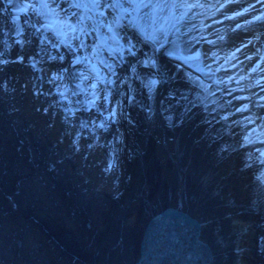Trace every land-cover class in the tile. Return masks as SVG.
I'll use <instances>...</instances> for the list:
<instances>
[{"label":"rangeland","instance_id":"rangeland-1","mask_svg":"<svg viewBox=\"0 0 264 264\" xmlns=\"http://www.w3.org/2000/svg\"><path fill=\"white\" fill-rule=\"evenodd\" d=\"M219 2L0 0V71L6 78L11 67L15 77L29 73V87L57 114L53 118L61 115L72 142L104 161L99 180L115 189L107 197L112 201L125 202L130 192L141 198L161 165L169 171L171 159L163 162L157 150L161 129L152 127L155 97L168 143L179 130L185 139L192 132L231 158L225 188L240 204L231 205L227 217L213 194L219 183H208L188 162L193 204L216 221L210 233L221 246H229L221 237L229 226L239 234L243 246L230 243V263L264 264V15L257 16L254 0ZM253 27L260 34L246 54L237 39ZM23 244L14 240L16 248Z\"/></svg>","mask_w":264,"mask_h":264},{"label":"bare ground","instance_id":"bare-ground-1","mask_svg":"<svg viewBox=\"0 0 264 264\" xmlns=\"http://www.w3.org/2000/svg\"><path fill=\"white\" fill-rule=\"evenodd\" d=\"M231 1L220 0L219 4ZM254 2L257 16L261 15L259 11L264 15V0L261 4ZM258 34V27H253L238 37L246 54L252 53L251 41ZM261 37L264 39V29ZM3 64L0 62V69ZM11 69H14L13 74H9L11 81L7 77L10 83L0 71V264H24L25 259L29 264H130L139 255L145 227L154 213L164 209L198 219L194 236L199 246L204 247L200 254V258L205 259L204 264L233 263H230V243L241 248L243 241L239 240L237 232L233 234L230 226L229 235L221 236L230 241L229 246H221L211 235L216 221H212L207 211L199 213L194 206L195 183L188 179L184 166L190 163L196 171H202L203 178L208 176V183L214 186L219 183L213 194L217 193L221 210L228 217L230 206L240 204L238 199L231 201L233 197L228 196L225 188L227 171L234 169L231 158L218 154L216 145L198 139L192 132H188L185 139V133L179 130L176 139L171 141L169 137L168 143L167 132L156 117L159 105L153 97L150 103L152 127L161 129L157 150L163 162L171 159L169 171L165 172L167 168L161 165L158 178L145 189L141 198L130 192L124 196L125 202L108 200L115 189L107 182L100 183L98 167L104 161L78 148L69 131L63 129L59 116L53 118L44 113L46 104L40 95L36 97L25 80L29 73L23 71L15 77L17 68ZM50 132L55 134L57 144L48 141ZM90 218L91 221L96 218L97 222L92 228L86 226ZM227 221L230 224V220ZM253 236L252 244L258 248L260 235ZM16 239L24 240L21 249L14 245ZM250 256L263 262L254 253Z\"/></svg>","mask_w":264,"mask_h":264},{"label":"water","instance_id":"water-1","mask_svg":"<svg viewBox=\"0 0 264 264\" xmlns=\"http://www.w3.org/2000/svg\"><path fill=\"white\" fill-rule=\"evenodd\" d=\"M112 44L119 49L122 47L114 37H112ZM163 76L164 73L161 72V78ZM9 81H11V75H9ZM156 94L159 95L158 90H156ZM45 109L46 113L50 111L51 115H57L52 112L49 105ZM40 128L44 127L40 125ZM47 138L51 144H57V138L52 132L48 134ZM189 213V211L186 212L188 215ZM180 214L172 209L159 210L154 213L151 222L145 227L142 234L139 255L130 264H164V260H166L165 263L172 264L168 262L171 259L175 260L174 264H204L205 259L200 258L204 247L199 246L200 244L197 243L194 236L199 221L197 218L191 219L189 216Z\"/></svg>","mask_w":264,"mask_h":264},{"label":"built area","instance_id":"built-area-1","mask_svg":"<svg viewBox=\"0 0 264 264\" xmlns=\"http://www.w3.org/2000/svg\"><path fill=\"white\" fill-rule=\"evenodd\" d=\"M43 86H44V85H43ZM47 87H48V86H47ZM47 104H48V103H47ZM48 105H49V104H48ZM58 110H59V108H57V112L59 113V111H58ZM60 118H61V120H63V119H62V117H61V115H60Z\"/></svg>","mask_w":264,"mask_h":264}]
</instances>
